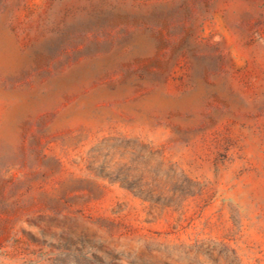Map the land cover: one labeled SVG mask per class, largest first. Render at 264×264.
Returning a JSON list of instances; mask_svg holds the SVG:
<instances>
[{
    "label": "rangeland",
    "instance_id": "1",
    "mask_svg": "<svg viewBox=\"0 0 264 264\" xmlns=\"http://www.w3.org/2000/svg\"><path fill=\"white\" fill-rule=\"evenodd\" d=\"M0 264H264V0H0Z\"/></svg>",
    "mask_w": 264,
    "mask_h": 264
}]
</instances>
